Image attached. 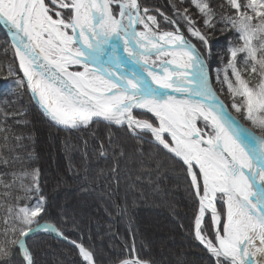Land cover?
<instances>
[{"label":"snow or ice","instance_id":"snow-or-ice-1","mask_svg":"<svg viewBox=\"0 0 264 264\" xmlns=\"http://www.w3.org/2000/svg\"><path fill=\"white\" fill-rule=\"evenodd\" d=\"M172 8L169 16L141 0H0V22L10 36L4 51L12 50L23 71L16 86H26L56 125L126 126L180 166L199 205L194 237L211 264H264V134L226 110L207 64L209 34L218 28L234 34L239 43L229 41L223 82L235 112L264 133V0H177ZM157 14L172 31L161 30ZM99 155H106L103 144ZM12 163L0 153V164ZM11 175L10 182L0 179V264H39L29 243L35 233L68 237L56 224L40 223L48 199L40 170ZM17 182L23 197L13 194ZM33 196L32 206L14 203ZM117 207L128 215L127 205ZM70 243L86 264H96L92 250ZM113 264L157 261L142 257L133 242Z\"/></svg>","mask_w":264,"mask_h":264},{"label":"trees","instance_id":"trees-1","mask_svg":"<svg viewBox=\"0 0 264 264\" xmlns=\"http://www.w3.org/2000/svg\"><path fill=\"white\" fill-rule=\"evenodd\" d=\"M141 1L169 16L173 15L172 4L177 2ZM158 19L162 28L173 29L159 15ZM181 31L201 48L200 42L185 28ZM5 41L10 44L0 26V153L15 161L8 167L0 164V179L10 182L13 172L21 174L26 168L40 170L41 188L48 198L47 215L41 214L44 219L40 223H54L65 232L68 240L82 242L93 251L96 264H113L118 257L128 256L133 242L142 257L154 258L157 264H181L183 261L211 264L210 254L194 237L199 205L192 194L190 178L180 166L158 152L153 144L136 139L126 126L101 124L76 130L53 125L38 111L29 89L16 86L18 79L25 78L12 50L9 48L5 54ZM229 41L239 43L234 34L221 32L219 28L209 34L212 54L207 64L212 83L247 126L264 134L232 108L234 99L223 82ZM255 83L253 80L252 84ZM235 99L239 102L241 98ZM145 118L153 117L147 113ZM101 144L105 156L99 155ZM4 145L7 147H2ZM121 151L123 156L119 155ZM117 162L118 172L114 174L111 169ZM18 185L19 182L13 194L23 197ZM4 191L0 185V203L4 201ZM14 203L32 206L36 197ZM165 203L168 208L163 206ZM125 205L129 207L128 215L119 214L117 206L123 208ZM3 216L4 210L0 208V218ZM153 220L160 222L161 235L150 226ZM2 229L0 224V232ZM163 238L166 242L173 239L164 244ZM29 243L35 249L39 264H86L72 243L60 240L53 233H36Z\"/></svg>","mask_w":264,"mask_h":264},{"label":"water","instance_id":"water-1","mask_svg":"<svg viewBox=\"0 0 264 264\" xmlns=\"http://www.w3.org/2000/svg\"><path fill=\"white\" fill-rule=\"evenodd\" d=\"M0 26L3 28V30L6 32V34L8 35V29H7V27L2 23V22H0ZM8 37H9V39H10V36L8 35ZM187 38V37H186ZM191 41V40H190ZM192 42V41H191ZM193 43V42H192ZM194 44V43H193ZM210 71V70H209ZM23 72V71H22ZM210 80H211V76H210ZM211 83H212V81H211ZM212 86H213V89L216 91V89H215V87H214V85H213V83H212ZM216 93H217V95L219 96V99L220 100H222L223 101V103H224V105H225V107H226V110L229 112V113H231L234 117H236L239 121H240V123L241 124H243L244 126H246V127H248L246 124H244L243 123V121L238 117V116H236L235 114H234V112L229 108V106L227 105V103L222 99V97L218 94V92L216 91ZM30 94H31V97H32V100H33V102H34V105L36 106V108L38 109V111L43 115V112H42V110L39 108V105H38V103H37V100L35 99V98H33V95H32V93H31V91H30ZM149 114H151V113H149ZM152 115V114H151ZM44 116V115H43ZM49 122H51L53 125H55L56 127H59V128H63V129H65L63 126H59V125H56L55 124V122H53L50 118H48V117H46V116H44ZM82 128V127H81ZM248 128H250V127H248ZM251 130H252V132L254 133V134H256V135H260V134H258L256 131H254L252 128H250ZM41 224H44V223H41ZM38 233H40V232H38ZM36 234V233H35ZM54 234V233H53ZM60 240H62V241H69L70 242V240H64V239H61L60 237H58Z\"/></svg>","mask_w":264,"mask_h":264},{"label":"rangeland","instance_id":"rangeland-1","mask_svg":"<svg viewBox=\"0 0 264 264\" xmlns=\"http://www.w3.org/2000/svg\"><path fill=\"white\" fill-rule=\"evenodd\" d=\"M142 2V1H141ZM142 30V29H141ZM161 30L162 31H172L173 29H165V28H162L161 27ZM70 70H77V66H73ZM79 70H83L82 68L81 69H79ZM211 76V75H210ZM212 81V80H211ZM202 126V125H201ZM207 131H210V129H208ZM149 205H150V203H149ZM165 208H168V205L165 203L164 205H163ZM155 219V218H154ZM150 226L155 230V231H157V233H158V235L160 234L161 235V232H160V230L162 229V228H160V227H162L161 226V224H160V222H158L157 220H153V221H151L150 222ZM173 238H171V239H167L168 240V242H166V239L165 238H163L161 241H162V243H169V241L170 240H172ZM181 264H186V261H183Z\"/></svg>","mask_w":264,"mask_h":264}]
</instances>
